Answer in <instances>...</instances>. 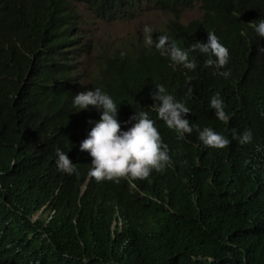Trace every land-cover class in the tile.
<instances>
[{
    "label": "trees",
    "instance_id": "1",
    "mask_svg": "<svg viewBox=\"0 0 264 264\" xmlns=\"http://www.w3.org/2000/svg\"><path fill=\"white\" fill-rule=\"evenodd\" d=\"M74 2L103 22L167 12L153 40L167 35L183 49L214 32L229 51L219 71L231 75L205 67L209 57L199 51L190 52L194 71L173 63L146 46L145 31L99 44L86 68L89 44ZM194 4L200 16L182 23ZM260 20L264 0H0V264H264ZM158 85L190 110L184 118L193 131L184 139L158 117ZM96 88L116 103L122 130L140 112L156 122L171 157L164 172L119 184L89 176L92 158L80 144L101 111H79L73 99ZM216 93L227 123L210 108ZM206 127L229 146L206 147L199 139ZM233 129L251 131L252 141L232 139ZM56 149L78 175L58 170ZM114 213L121 223L110 227Z\"/></svg>",
    "mask_w": 264,
    "mask_h": 264
},
{
    "label": "clouds",
    "instance_id": "2",
    "mask_svg": "<svg viewBox=\"0 0 264 264\" xmlns=\"http://www.w3.org/2000/svg\"><path fill=\"white\" fill-rule=\"evenodd\" d=\"M255 32L259 37L264 38V20H260L255 25ZM145 33L146 46H154L162 56L170 57L171 61L177 65L194 71L197 64L195 59H190V52L199 51L209 57L205 61V67H214L217 69L216 74L226 79L231 75L229 71H219L228 64L229 51L220 43L214 32L207 33V43L197 42L190 49L179 47L176 41L170 40L167 35H160L154 41L149 28H145ZM258 51L264 53V48ZM156 89L158 91L152 95V99L156 101L154 108L159 119L164 121L169 129H174L180 139H184L185 134L190 135L193 131L189 120L184 118L190 113L189 108L167 94L163 85H158ZM192 91L189 88V93ZM73 106L79 111L88 110L90 107L101 111L99 121L95 122L87 138L80 144V151L88 152L92 158L91 170L88 174L97 183L110 181L119 184L121 180H148L153 171L162 173L170 166L171 157L168 146L163 142L156 122L150 119L147 113L135 114L125 124L131 123L132 120L135 123L127 131L122 130L116 103L99 88L78 93L73 99ZM210 108L215 111L218 120L228 122L229 115L225 111V103L219 93L211 97ZM199 139L206 147L217 150L225 149L231 143L228 138L207 127L199 131ZM232 139L238 140L241 144L250 143L252 133L245 131L238 136L233 129ZM55 155L59 171L68 175H78L77 166L72 163L68 154L56 149ZM39 211L31 218H36ZM114 215L116 219L113 218L110 227L114 226L115 220L120 226V217L116 213Z\"/></svg>",
    "mask_w": 264,
    "mask_h": 264
},
{
    "label": "rangeland",
    "instance_id": "3",
    "mask_svg": "<svg viewBox=\"0 0 264 264\" xmlns=\"http://www.w3.org/2000/svg\"><path fill=\"white\" fill-rule=\"evenodd\" d=\"M73 5L80 14L78 19V23L81 24L79 33L89 44V54L84 59L86 62L84 66L86 68L89 67L91 57L98 50L99 44L113 45L121 43L130 37L142 34L145 28L161 29L164 27L167 19L170 18V14L167 12L149 10L137 14L132 19L103 22L94 19L85 5L76 2ZM200 14L201 11L198 5L194 4L191 8L181 12L179 20L185 23L190 19L199 17Z\"/></svg>",
    "mask_w": 264,
    "mask_h": 264
}]
</instances>
